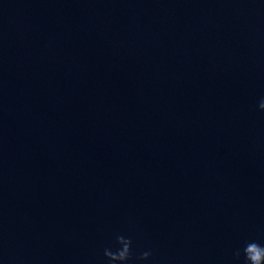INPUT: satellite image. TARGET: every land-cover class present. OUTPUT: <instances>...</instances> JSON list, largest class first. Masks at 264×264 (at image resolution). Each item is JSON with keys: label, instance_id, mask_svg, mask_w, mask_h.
I'll return each mask as SVG.
<instances>
[{"label": "water", "instance_id": "95a60500", "mask_svg": "<svg viewBox=\"0 0 264 264\" xmlns=\"http://www.w3.org/2000/svg\"><path fill=\"white\" fill-rule=\"evenodd\" d=\"M262 100L264 0H0V264H243Z\"/></svg>", "mask_w": 264, "mask_h": 264}, {"label": "clouds", "instance_id": "9594fccd", "mask_svg": "<svg viewBox=\"0 0 264 264\" xmlns=\"http://www.w3.org/2000/svg\"><path fill=\"white\" fill-rule=\"evenodd\" d=\"M261 109H264V100L259 104ZM116 245L114 250L112 247H106L103 250L104 257L107 258V264H128L133 259V240L125 235L116 236ZM151 251H144L136 257L140 261H146L151 256ZM243 255V264H264V245L256 241L245 242L243 248H238L234 251V256L237 260Z\"/></svg>", "mask_w": 264, "mask_h": 264}]
</instances>
